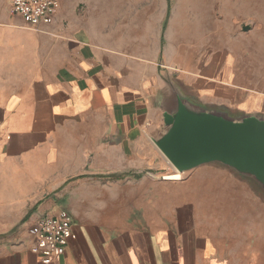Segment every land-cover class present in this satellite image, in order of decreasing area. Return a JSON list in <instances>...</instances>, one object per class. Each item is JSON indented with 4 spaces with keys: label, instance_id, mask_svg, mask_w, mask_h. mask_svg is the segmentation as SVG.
Segmentation results:
<instances>
[{
    "label": "crops",
    "instance_id": "1",
    "mask_svg": "<svg viewBox=\"0 0 264 264\" xmlns=\"http://www.w3.org/2000/svg\"><path fill=\"white\" fill-rule=\"evenodd\" d=\"M12 2L0 0V264H43L37 222L64 208L74 236L54 264H264V197L216 165L158 176L174 169L152 139L169 80L206 105L264 114L236 67L252 27L175 28L172 0L126 16L60 0L37 30ZM204 169L232 190L202 193Z\"/></svg>",
    "mask_w": 264,
    "mask_h": 264
},
{
    "label": "water",
    "instance_id": "2",
    "mask_svg": "<svg viewBox=\"0 0 264 264\" xmlns=\"http://www.w3.org/2000/svg\"><path fill=\"white\" fill-rule=\"evenodd\" d=\"M167 82L164 124L152 139L182 175L178 180L201 166L216 165L248 181L264 197V114L206 105Z\"/></svg>",
    "mask_w": 264,
    "mask_h": 264
},
{
    "label": "rangeland",
    "instance_id": "3",
    "mask_svg": "<svg viewBox=\"0 0 264 264\" xmlns=\"http://www.w3.org/2000/svg\"><path fill=\"white\" fill-rule=\"evenodd\" d=\"M80 10L89 7L94 15L99 16L107 6H117L118 13L132 15L133 10H144L149 5L162 7L167 0H76ZM172 18L175 21V28L188 27V31L196 29L217 28L221 23L235 21L252 28L245 35L247 40L236 41L235 45L242 55H235L238 78L245 80L247 84L251 81L253 91L264 94V0H172ZM241 32V30H239ZM218 46H220L218 44ZM176 173L172 171H158V176ZM196 180L204 186L202 193L213 192L212 186L220 182L219 189L224 194L225 187L232 190V184L228 178L213 174L210 169L202 170ZM213 181V182H212ZM231 185V187H229ZM224 186V187H223ZM201 190V189H200ZM216 189L213 193L217 194ZM240 191V195H242ZM210 194V195H211ZM243 196V195H242ZM64 210H67L64 208Z\"/></svg>",
    "mask_w": 264,
    "mask_h": 264
},
{
    "label": "built area",
    "instance_id": "4",
    "mask_svg": "<svg viewBox=\"0 0 264 264\" xmlns=\"http://www.w3.org/2000/svg\"><path fill=\"white\" fill-rule=\"evenodd\" d=\"M60 0H13L12 12L37 30L50 25L58 11ZM74 218L70 211L61 210L55 215H45L37 222V232L31 251L43 264H54L74 236Z\"/></svg>",
    "mask_w": 264,
    "mask_h": 264
},
{
    "label": "bare ground",
    "instance_id": "5",
    "mask_svg": "<svg viewBox=\"0 0 264 264\" xmlns=\"http://www.w3.org/2000/svg\"><path fill=\"white\" fill-rule=\"evenodd\" d=\"M180 177H182V175L178 172L170 173V174L166 175L167 179H172V180H178Z\"/></svg>",
    "mask_w": 264,
    "mask_h": 264
}]
</instances>
